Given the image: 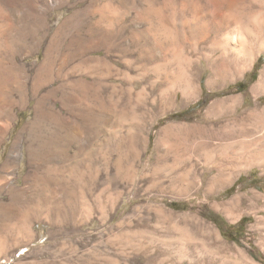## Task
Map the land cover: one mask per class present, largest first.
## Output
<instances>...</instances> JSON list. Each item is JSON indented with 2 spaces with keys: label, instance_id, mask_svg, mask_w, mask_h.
Listing matches in <instances>:
<instances>
[{
  "label": "rangeland",
  "instance_id": "1",
  "mask_svg": "<svg viewBox=\"0 0 264 264\" xmlns=\"http://www.w3.org/2000/svg\"><path fill=\"white\" fill-rule=\"evenodd\" d=\"M154 3L0 0V264H264V5Z\"/></svg>",
  "mask_w": 264,
  "mask_h": 264
},
{
  "label": "bare ground",
  "instance_id": "2",
  "mask_svg": "<svg viewBox=\"0 0 264 264\" xmlns=\"http://www.w3.org/2000/svg\"><path fill=\"white\" fill-rule=\"evenodd\" d=\"M171 1L173 0H157V4L154 3V10L156 12V17L154 22L155 24L159 26H165V28L177 27L178 25L208 26L213 20L212 19V17H214L213 13L216 12L220 17L221 22L226 21L227 18L229 19L231 17L233 18V21L237 23V25L238 24L241 25L243 23L252 22V17L246 15L247 12L252 11V9L255 7H262V5H264V0H184V2L185 1L190 2L188 4H191L192 6L191 15L188 18L186 17L187 14L185 15L183 12L181 18L177 19L174 17L176 14L173 15L172 17L163 15V9L169 6ZM262 23H264V21H262ZM149 30L150 29H148V31ZM263 87H264V72L262 73L259 83L256 86H254L251 91H253L254 93L259 92ZM256 198H260V196H256Z\"/></svg>",
  "mask_w": 264,
  "mask_h": 264
},
{
  "label": "trees",
  "instance_id": "3",
  "mask_svg": "<svg viewBox=\"0 0 264 264\" xmlns=\"http://www.w3.org/2000/svg\"><path fill=\"white\" fill-rule=\"evenodd\" d=\"M244 84L245 82H242V83H239L236 85V89L237 91L239 92H242L244 91L246 88L244 87ZM242 90V91H241ZM207 101L206 100H201L199 101L196 105H194L193 107H191L189 110L181 113V114H178L176 115L177 118H183L189 114H191L192 112H194L195 110L199 109L202 104H206ZM171 207L175 210H185V206H182L180 204H177V203H172L171 204ZM209 219H211L213 222H215L216 224H219L220 220L218 219V217L216 215H213L211 214L210 217H208ZM242 225V223L240 224ZM225 227H227V229H225ZM241 228L239 227L237 230L236 229H233L231 227H228V226H224V236L234 242H238V240L240 239V237L238 236L239 234H241L240 232ZM234 236V237H233ZM242 236V235H241ZM235 238V239H234Z\"/></svg>",
  "mask_w": 264,
  "mask_h": 264
}]
</instances>
